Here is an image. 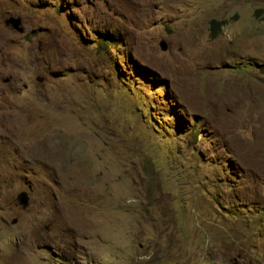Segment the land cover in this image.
<instances>
[{
	"label": "rangeland",
	"instance_id": "374dc122",
	"mask_svg": "<svg viewBox=\"0 0 264 264\" xmlns=\"http://www.w3.org/2000/svg\"><path fill=\"white\" fill-rule=\"evenodd\" d=\"M0 264H264V0H0Z\"/></svg>",
	"mask_w": 264,
	"mask_h": 264
},
{
	"label": "water",
	"instance_id": "95a60500",
	"mask_svg": "<svg viewBox=\"0 0 264 264\" xmlns=\"http://www.w3.org/2000/svg\"><path fill=\"white\" fill-rule=\"evenodd\" d=\"M5 22L7 25L9 26L11 25L13 28L19 31L23 30L22 22L18 18L11 17L7 19ZM161 48L162 50H167V44L165 41L161 42ZM29 200H30V197L27 192H22L18 195V203L21 204L23 208H27V206L29 205Z\"/></svg>",
	"mask_w": 264,
	"mask_h": 264
},
{
	"label": "trees",
	"instance_id": "16d2710c",
	"mask_svg": "<svg viewBox=\"0 0 264 264\" xmlns=\"http://www.w3.org/2000/svg\"><path fill=\"white\" fill-rule=\"evenodd\" d=\"M215 24H216V22H214ZM99 42H102V43H104L105 45L107 44V45H109L108 44V41H106L105 39H100L99 40ZM111 46H113V45H118L117 43H112V44H110Z\"/></svg>",
	"mask_w": 264,
	"mask_h": 264
},
{
	"label": "clouds",
	"instance_id": "9594fccd",
	"mask_svg": "<svg viewBox=\"0 0 264 264\" xmlns=\"http://www.w3.org/2000/svg\"><path fill=\"white\" fill-rule=\"evenodd\" d=\"M6 23V22H5ZM11 26V25H10ZM163 51H165V50H163Z\"/></svg>",
	"mask_w": 264,
	"mask_h": 264
},
{
	"label": "bare ground",
	"instance_id": "6f19581e",
	"mask_svg": "<svg viewBox=\"0 0 264 264\" xmlns=\"http://www.w3.org/2000/svg\"><path fill=\"white\" fill-rule=\"evenodd\" d=\"M129 1V0H128Z\"/></svg>",
	"mask_w": 264,
	"mask_h": 264
}]
</instances>
